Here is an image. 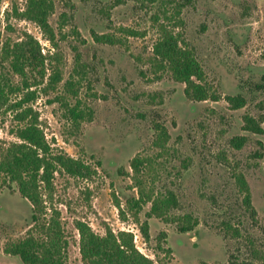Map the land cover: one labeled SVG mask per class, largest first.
Wrapping results in <instances>:
<instances>
[{
  "label": "rangeland",
  "instance_id": "obj_1",
  "mask_svg": "<svg viewBox=\"0 0 264 264\" xmlns=\"http://www.w3.org/2000/svg\"><path fill=\"white\" fill-rule=\"evenodd\" d=\"M26 2L0 0V49L30 34L46 59L44 68H26L21 76L0 50V75L11 85L0 100V147L19 140L16 129L26 120L17 119L14 105L24 97L52 150L94 170L88 178L55 172L52 198L39 215L43 221L58 210L67 239L64 264H85L76 220L101 235L131 232L135 246L156 264H264V132L245 130L243 120L264 118V0H53L49 23L57 47L20 14ZM160 24L193 49L218 100L190 99L184 83L153 63ZM94 33L116 42H97ZM53 71L60 80L51 87ZM69 79L76 96L64 86ZM236 95L244 106L227 101ZM76 101L85 113L79 123L67 109ZM156 124L167 131L164 148L154 145ZM234 136L247 140L235 148ZM136 155L145 159L137 174L145 188L177 196L172 219L148 217L150 203L137 214L127 209L126 200L138 195L130 166ZM238 173L249 186L253 214L243 204ZM31 214L16 184L0 174V264H24L4 248L27 235ZM183 214L198 220L191 231L178 230ZM144 221L148 239L140 231Z\"/></svg>",
  "mask_w": 264,
  "mask_h": 264
},
{
  "label": "trees",
  "instance_id": "obj_2",
  "mask_svg": "<svg viewBox=\"0 0 264 264\" xmlns=\"http://www.w3.org/2000/svg\"><path fill=\"white\" fill-rule=\"evenodd\" d=\"M53 9V0H27L25 8L20 14L36 23L52 47H57L56 33L49 23V16ZM93 37L97 42L109 44L116 42L108 34L94 33ZM0 50L3 59L8 61L11 69L21 76L26 75V68L34 69L38 66L44 68L46 57L40 53L37 39L30 34H25L23 38L13 43L4 41ZM152 53V61L155 65L168 69L174 80L185 84L184 93L190 99L215 101L220 98L207 83L205 72L193 49L168 26L160 24L158 38L152 46ZM5 79L3 75H0V100L5 97L7 89L11 87ZM59 80L58 71H53L48 84L54 87ZM74 85L75 83L70 79L64 84L68 91L76 96L77 91L76 88H73ZM31 93L29 90L27 94ZM22 99L24 97L14 106L19 110L17 119L26 121L16 129L15 135L19 140L0 147V174L10 183H15L21 196L30 203L32 208L30 224L32 226L26 236L7 244L4 251L18 256L24 264H64L67 239L60 225L58 210L52 208L49 217L43 221L39 220V215L45 213L44 203L52 198L54 189L52 180L55 172L60 171L70 176L88 178L94 170L81 159L65 153L54 152L38 125L36 115L31 114V108L24 107L23 102L26 100ZM226 99L233 108H240L245 104V99L239 95L226 96ZM67 109L69 119L73 123H79V120L83 119L84 109L81 108L78 101ZM29 116L30 118H28ZM243 120L245 130L256 134L264 132L262 127L264 118L259 120L245 115ZM155 130L157 136L154 145L164 148L168 138L167 131L160 124H156ZM246 140V136H234L231 138L230 144L235 148H240ZM144 164L145 159L139 155L134 156L130 161L138 195L128 198L126 207L133 211V214H137L146 203H150L147 216H155L168 221L170 217L173 218L170 211L178 205L177 196L171 190L155 193L153 190L146 189L143 181L137 176ZM235 179L243 195V204L253 214L251 192L247 181L241 173H238ZM116 206L124 216L125 209L121 208L119 202H116ZM197 224V218L191 214H183L181 222L178 224V230L188 232ZM74 226L79 235L81 259L85 264H156L153 259L135 246L133 235L129 231L119 230L114 233L108 229L105 234L101 235L94 232L90 225L81 220H76ZM148 229V222L144 221L140 225V231L145 239L149 238ZM162 234V239H165V234ZM158 248L163 251L164 255H171L170 248L161 246L160 242Z\"/></svg>",
  "mask_w": 264,
  "mask_h": 264
}]
</instances>
